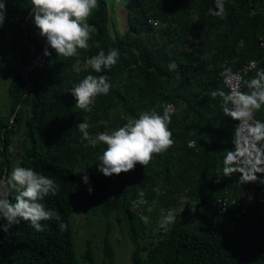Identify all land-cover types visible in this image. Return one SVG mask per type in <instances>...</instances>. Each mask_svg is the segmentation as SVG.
<instances>
[{
	"label": "trees",
	"instance_id": "1",
	"mask_svg": "<svg viewBox=\"0 0 264 264\" xmlns=\"http://www.w3.org/2000/svg\"><path fill=\"white\" fill-rule=\"evenodd\" d=\"M121 1L125 11L121 30L111 17L114 4L99 0L88 20L97 29L89 48L64 58L57 57L35 27L31 0H4L0 175L19 166L54 178L60 192L43 203L62 216L67 230L62 233L53 220L42 222L43 232L23 221L4 231L7 222L0 219V264H97L94 232L78 244L83 249L76 257L78 209L88 223L94 219L102 223L101 264H114L110 239L114 222L131 245L129 264H264V184L258 182L251 190L239 173L224 175L223 155L234 147L235 121L223 114L222 98L210 95L215 90L228 92L220 75L224 67L234 72L248 61H259L244 80L264 68L259 43L264 35V0H226L224 19L208 13L209 8L215 10V0ZM109 48L118 49L117 63L100 74L92 72L86 60ZM46 49L50 54L25 77L22 69ZM205 54L209 58L202 59ZM88 74L106 75L111 84L90 113L77 108L71 95ZM241 90H247L243 83ZM164 105L175 109L169 124L174 145L128 173L105 177L98 172V156L105 146L93 147L76 126L87 118L95 138L143 111L156 108L162 114ZM255 118L264 121V108ZM14 145L16 159L11 156ZM83 173L89 176L87 185ZM140 191L145 193L142 198ZM243 193L249 195L244 213L236 216L241 206L217 213V198ZM140 200L146 203H137ZM169 208L176 210L175 223L167 235L154 234L160 210ZM145 216L147 222L141 219Z\"/></svg>",
	"mask_w": 264,
	"mask_h": 264
},
{
	"label": "clouds",
	"instance_id": "2",
	"mask_svg": "<svg viewBox=\"0 0 264 264\" xmlns=\"http://www.w3.org/2000/svg\"><path fill=\"white\" fill-rule=\"evenodd\" d=\"M225 3L226 0H215V10L209 8V15L220 19L226 18ZM31 6L30 15L35 27L39 30V34L46 38L47 44L55 51L57 57H75L78 55V50L89 48L91 35L97 29L88 23V20L94 10L99 8V0H31ZM6 11V3L0 0V27L6 19ZM259 43L264 49V35L259 39ZM49 54L47 51L44 53L45 56ZM207 58H209L208 54L202 57V59ZM118 59V49L109 48L107 51L100 50L96 55L88 58L86 66L92 72L100 74L105 69L113 67ZM251 63L252 67H250ZM258 63L259 61L255 60L248 61L234 72L230 67H224L220 75L223 76L221 81L228 92L215 90L210 93L213 99L222 98L223 114L235 121L232 141L234 147L232 150L224 151L222 171L225 176L239 173L240 180L248 182V186L250 182L264 184V179H259V176H264V121L255 118V113L264 108V68L257 70L254 77L243 79V75L254 71ZM233 73L240 74L241 77L234 76ZM225 78L241 81L247 90L242 91V83H236L229 91ZM110 88L111 84L106 75L88 74L71 89V95L75 98L77 108L90 113L96 98L107 95ZM162 107V114L156 108L143 111L138 118H129L123 126L110 132H100L95 138L90 136L87 118L79 123L76 128L83 140L90 141L93 147L98 144L105 146L102 154L98 156L97 171L105 177L128 173L136 165L147 166L154 155L171 148L175 141L169 130V124L175 109L172 105ZM81 177L83 183L87 185L89 176L83 173ZM87 191L92 193L93 189L89 187ZM59 192L60 184L54 178L31 167L17 166L10 174L0 175V219L7 222L3 230L7 231L11 225L23 221L35 231L43 232L46 226L42 222L54 220L59 230L65 232L67 224L63 222L62 216L43 203L46 197L56 196ZM13 193H15L14 198ZM138 195L142 198L145 193L140 191ZM219 198L216 199L215 208L218 214L228 212L230 206L240 207L231 204V201L237 197L227 198L229 202L226 208L219 209L217 204ZM137 203H146V201L140 200ZM244 205H241L242 209L238 210L236 216L245 212L242 211L245 210ZM147 210L152 209L149 207ZM158 217V226L153 233L158 235L161 232L163 236L167 235L175 223L176 210L161 209ZM141 219L147 222L148 217Z\"/></svg>",
	"mask_w": 264,
	"mask_h": 264
},
{
	"label": "rangeland",
	"instance_id": "3",
	"mask_svg": "<svg viewBox=\"0 0 264 264\" xmlns=\"http://www.w3.org/2000/svg\"><path fill=\"white\" fill-rule=\"evenodd\" d=\"M109 2H112L114 7L112 8L113 13H111V17L115 18V22H117L118 28L121 30L123 24H124V16L125 11L121 7L122 1L121 0H109ZM109 8L111 7V3H109ZM9 58V56H6ZM36 57V56H35ZM5 69L2 70V77H4ZM1 77V76H0ZM5 90V79L0 78V96L4 95ZM11 156L13 159H16L18 156V150L17 146H13V150L11 152ZM14 167V166H13ZM102 223L99 222L98 219L90 220L88 223L85 221L84 214L81 210H76V213L74 214V244H75V253L76 257L78 258L80 256L81 250L78 244L80 245L85 241V238H90V233L94 232V236L91 237V239L94 241V248L93 253L95 256V259L97 261V264H101V261L98 263V252L100 253L101 250V242H100V234L99 231L101 229ZM111 243L113 244L115 255H114V264H129V255L132 250L131 245L127 244V240L123 238L121 235L117 222H114V229L111 232L110 235ZM77 240V241H76ZM78 242V243H77ZM101 260V257H100Z\"/></svg>",
	"mask_w": 264,
	"mask_h": 264
},
{
	"label": "built area",
	"instance_id": "4",
	"mask_svg": "<svg viewBox=\"0 0 264 264\" xmlns=\"http://www.w3.org/2000/svg\"><path fill=\"white\" fill-rule=\"evenodd\" d=\"M253 66V64L251 63L250 64V67H252ZM234 74V73H233ZM234 76H238V77H241V75L240 74H234ZM225 83L227 84V86L229 87V91L231 90V88L233 87V85L234 84H236V83H242L241 81H239V80H230V79H226L225 78ZM168 106H170V105H168ZM171 112H172V108H171ZM237 124H238V122H237ZM190 146L192 145V143H190L189 144ZM256 185H257V182H250V184H249V187H250V189L252 190V189H254L255 187H256ZM228 199L227 198H219L218 200H217V204H218V208L220 209H225L226 208V206L228 205ZM249 202V195H245V194H242L240 197H238L237 199H234V200H232L231 201V204L232 205H244V204H246V203H248ZM242 211H244V210H242Z\"/></svg>",
	"mask_w": 264,
	"mask_h": 264
},
{
	"label": "water",
	"instance_id": "5",
	"mask_svg": "<svg viewBox=\"0 0 264 264\" xmlns=\"http://www.w3.org/2000/svg\"><path fill=\"white\" fill-rule=\"evenodd\" d=\"M45 51H47V49ZM45 51L40 56L34 57L33 60L30 62V64L28 66H26L25 68L22 69V73H23V75L25 77L27 75V72L29 70L33 69L35 67V65L38 63V61L44 59V57H45V55H44Z\"/></svg>",
	"mask_w": 264,
	"mask_h": 264
}]
</instances>
